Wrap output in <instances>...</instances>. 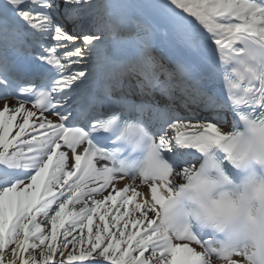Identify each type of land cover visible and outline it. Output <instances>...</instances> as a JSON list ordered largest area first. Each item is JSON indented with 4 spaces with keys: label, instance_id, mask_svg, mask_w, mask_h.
Returning <instances> with one entry per match:
<instances>
[{
    "label": "snow or ice",
    "instance_id": "1",
    "mask_svg": "<svg viewBox=\"0 0 264 264\" xmlns=\"http://www.w3.org/2000/svg\"><path fill=\"white\" fill-rule=\"evenodd\" d=\"M0 99V264H264V212L183 183L242 124L264 160V0H0Z\"/></svg>",
    "mask_w": 264,
    "mask_h": 264
},
{
    "label": "clouds",
    "instance_id": "2",
    "mask_svg": "<svg viewBox=\"0 0 264 264\" xmlns=\"http://www.w3.org/2000/svg\"><path fill=\"white\" fill-rule=\"evenodd\" d=\"M236 137L241 141L240 152L246 160V164L237 167L231 165L233 172L239 173V177L230 174L224 168L225 158L231 154V149L226 145L220 147L213 145L208 156H201L198 164L190 167L189 175L183 177V183L187 186L189 183L199 181L204 185L205 191L203 198L206 204L211 207L214 201L230 198L238 205L243 207L245 212V225L249 224L248 213L252 217H257L259 213L264 212V199L261 194L264 193V160L257 159L247 149L250 141V135L246 125H241L235 130ZM224 177H227L225 180ZM179 187V186H177ZM181 204L185 212L194 208L195 205L187 196L181 198ZM188 223L196 227L199 222L191 217ZM202 231L212 232L213 229L206 225H200ZM217 239H226L224 233H217ZM243 245V242H242ZM241 250H244L243 246ZM251 251V248L247 249ZM216 264H224L223 261H217ZM244 264H247L245 261Z\"/></svg>",
    "mask_w": 264,
    "mask_h": 264
},
{
    "label": "bare ground",
    "instance_id": "3",
    "mask_svg": "<svg viewBox=\"0 0 264 264\" xmlns=\"http://www.w3.org/2000/svg\"><path fill=\"white\" fill-rule=\"evenodd\" d=\"M185 15H187V14H185ZM189 18L194 20V18H192V17H189ZM177 95H179V92H177ZM4 102H5L4 99H0V107L3 106ZM7 102L10 105L15 104V99L13 97H7ZM26 106L27 107H31L29 105H26ZM178 110L181 111L182 114L185 111H187V110L182 109V108H178ZM225 116L227 117V120H224V122L222 124L218 125V126H220L221 128L229 127V130H231L230 126L233 124L232 116H231V114H225ZM53 119H55V118L53 117ZM14 131H15V129H14ZM117 187H123V181L117 182ZM196 247H197V250H199V247L198 246H196ZM74 264H85V262H74Z\"/></svg>",
    "mask_w": 264,
    "mask_h": 264
}]
</instances>
